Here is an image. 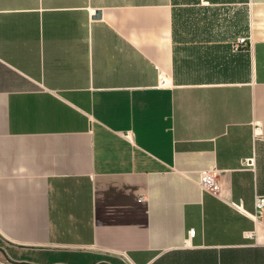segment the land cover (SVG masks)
I'll return each mask as SVG.
<instances>
[{
  "label": "crops",
  "instance_id": "obj_1",
  "mask_svg": "<svg viewBox=\"0 0 264 264\" xmlns=\"http://www.w3.org/2000/svg\"><path fill=\"white\" fill-rule=\"evenodd\" d=\"M255 196L264 0H0V264H264Z\"/></svg>",
  "mask_w": 264,
  "mask_h": 264
},
{
  "label": "built area",
  "instance_id": "obj_2",
  "mask_svg": "<svg viewBox=\"0 0 264 264\" xmlns=\"http://www.w3.org/2000/svg\"><path fill=\"white\" fill-rule=\"evenodd\" d=\"M245 45H247V41L245 39H240L233 44L232 49L234 52H237L241 48H243ZM168 84H169V81L167 80V78L162 73H159L158 87L160 88L168 87ZM257 128L258 127H254L253 131L256 132ZM247 163L251 165L252 161L247 162ZM218 174H219L218 171H216L215 169H210V170H206V171L199 173L197 184L199 185L200 189L202 191L206 190L214 195H218L217 193L218 189H217V183H216ZM232 207L235 211L237 210L243 215H246L252 220L256 221V219L260 216V213L264 210V197L255 196L254 212L252 213V215H247L243 211V208L241 204L239 203L236 205L233 204ZM194 235H195L194 230H189L188 238L186 242L188 243V240L193 238ZM244 236L248 240H253V238L255 237V233H245Z\"/></svg>",
  "mask_w": 264,
  "mask_h": 264
},
{
  "label": "water",
  "instance_id": "obj_3",
  "mask_svg": "<svg viewBox=\"0 0 264 264\" xmlns=\"http://www.w3.org/2000/svg\"><path fill=\"white\" fill-rule=\"evenodd\" d=\"M101 17V13H95V16L93 17L94 20H98Z\"/></svg>",
  "mask_w": 264,
  "mask_h": 264
}]
</instances>
